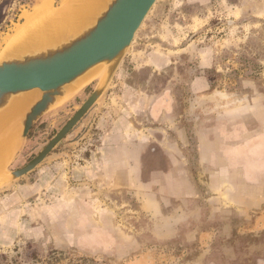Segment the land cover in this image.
Here are the masks:
<instances>
[{
  "label": "rangeland",
  "instance_id": "374dc122",
  "mask_svg": "<svg viewBox=\"0 0 264 264\" xmlns=\"http://www.w3.org/2000/svg\"><path fill=\"white\" fill-rule=\"evenodd\" d=\"M41 1L0 0V60L11 52L4 39ZM51 1L62 10L64 0ZM184 1L157 0L104 92L111 88L112 106L92 115L103 94L33 171L0 180V264H264V25L235 52L221 39L228 31L220 21L234 14L213 0L208 23L192 31L195 41L174 27L177 41L164 43L190 53L178 52L172 69L156 71L143 60L172 30L169 22L200 14ZM207 46L219 48V68L208 73L213 87L195 93L191 82L205 60L199 50ZM101 76L34 124L5 166L8 178L36 158ZM129 85L160 96L154 111H172L175 98L179 115L163 144H172L164 148L171 155L159 149L158 164L125 165L122 172L118 165H85L104 141L107 118L134 110L126 105ZM56 197L67 200L68 216H57ZM73 205L97 215L85 218Z\"/></svg>",
  "mask_w": 264,
  "mask_h": 264
},
{
  "label": "water",
  "instance_id": "95a60500",
  "mask_svg": "<svg viewBox=\"0 0 264 264\" xmlns=\"http://www.w3.org/2000/svg\"><path fill=\"white\" fill-rule=\"evenodd\" d=\"M156 2L157 0H113L89 30L70 42L47 52L0 60V110L15 96L35 89L42 92L40 99L25 115L20 144L34 124L59 104L70 89V84L95 68L99 72L102 71L99 67L107 66L103 71L104 78L97 82L88 99L36 158L11 172L9 178L4 172L0 175V180H15L33 171L77 126L106 91Z\"/></svg>",
  "mask_w": 264,
  "mask_h": 264
},
{
  "label": "crops",
  "instance_id": "0c3cea01",
  "mask_svg": "<svg viewBox=\"0 0 264 264\" xmlns=\"http://www.w3.org/2000/svg\"><path fill=\"white\" fill-rule=\"evenodd\" d=\"M184 3L195 5L200 14L191 16L189 20L184 23L177 19L169 22V26H172V30H169L166 38L162 37L159 40L161 44L156 45V47L150 52L149 56L145 57L143 60L146 62L149 61L151 65L149 66L156 71L163 72L172 69L173 63H175L174 58L177 56L178 52H189V48L187 47L181 49L173 45V48L168 47L169 43L177 41V28L174 27H185L186 31L183 36L185 37L189 33L191 35H189L191 41H195L196 34L192 31L200 30V28L205 26L208 23L209 14L213 13L215 10L213 8V0H185ZM220 5L223 7L222 10L234 14L233 19H225L224 23V20L220 19L222 22L221 27H223L221 30H224L225 28L228 31L221 36V39L224 42H230L233 49H235V52H238L237 45L248 46L251 42V38H254L257 35V26L264 25V0H235V2L232 0H221ZM221 22H219V24H221ZM167 42L168 44H164ZM219 51V48L216 46H207L199 50L200 56L203 55L205 60H200L202 63H199V68H197L198 75L191 82V86L194 88L195 93L207 92L213 87L212 80L208 73H211V70H218L219 64L217 57L219 56ZM120 68L121 66L118 69ZM128 87L130 89L125 93L127 101L126 105L132 106L136 112L132 110L131 113H136L137 117L142 116V120H134L136 118L130 116L131 113L120 115L118 117L111 116L110 119H108L107 116L109 112L104 111V117L108 120L106 121L107 128L103 137L104 141L89 158L87 161L88 164L85 165H118L117 171L122 172L124 169L127 170L125 165L158 164L162 158L161 155L157 154V151L161 149L166 154L167 152L165 150H167V148H172L171 143L164 147L165 150L163 148L165 139L172 135L171 130H173V127L175 126V121L178 118L177 114L179 115L175 109L177 103L171 93L172 89H168V91L174 101L173 110L168 111L163 109L154 111V107L160 96L153 94V92H149V90H145L144 88H140L139 90V88L137 89L131 85ZM110 90L111 88L104 94V101L94 106V109H92L93 114L91 113L92 115L98 111H102L107 105L112 106V101L111 103L109 102L111 98L109 94L111 92ZM130 92H133L134 94L132 95ZM107 102H109V104ZM133 116L135 115L133 114ZM141 121H144L142 123L143 126H140ZM159 137H161V139ZM167 154L171 155L169 152ZM168 162L169 165L173 164L171 163V158H168ZM109 169V173H111V168ZM56 198V206H59V209L58 207L56 209L58 213L57 216H68V209L64 205V202H67V200L63 197ZM87 198H89V196ZM92 201L95 202V200ZM83 207L84 205H73L72 212H77L78 214L82 212V215L85 218L96 217L97 214L92 212L89 208H86V211L84 212L81 211L80 208ZM8 241L9 238L6 242Z\"/></svg>",
  "mask_w": 264,
  "mask_h": 264
},
{
  "label": "bare ground",
  "instance_id": "6f19581e",
  "mask_svg": "<svg viewBox=\"0 0 264 264\" xmlns=\"http://www.w3.org/2000/svg\"><path fill=\"white\" fill-rule=\"evenodd\" d=\"M64 1L61 4L62 10L58 9L60 12L53 7L51 0H43L27 13L23 25L16 27L14 34L4 39L7 50L11 51L6 57L23 58L29 54L47 52L70 42L89 30L113 0ZM95 71L96 68L70 84V89L60 102L101 73L100 79L104 78L103 71ZM41 95L39 89L20 94L11 98L0 110V175L4 173L8 160L20 145V132L26 113Z\"/></svg>",
  "mask_w": 264,
  "mask_h": 264
}]
</instances>
